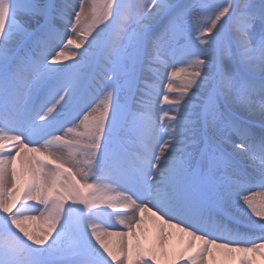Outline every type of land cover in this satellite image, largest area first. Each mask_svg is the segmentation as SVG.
<instances>
[{
  "label": "snow or ice",
  "instance_id": "6c2138e0",
  "mask_svg": "<svg viewBox=\"0 0 264 264\" xmlns=\"http://www.w3.org/2000/svg\"><path fill=\"white\" fill-rule=\"evenodd\" d=\"M0 264H264V0H0Z\"/></svg>",
  "mask_w": 264,
  "mask_h": 264
},
{
  "label": "bare ground",
  "instance_id": "6f19581e",
  "mask_svg": "<svg viewBox=\"0 0 264 264\" xmlns=\"http://www.w3.org/2000/svg\"><path fill=\"white\" fill-rule=\"evenodd\" d=\"M182 77H177V79H181ZM34 228H36L37 230H39L40 228L43 227V224L40 223V222H36L34 225H33Z\"/></svg>",
  "mask_w": 264,
  "mask_h": 264
}]
</instances>
